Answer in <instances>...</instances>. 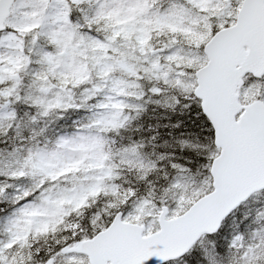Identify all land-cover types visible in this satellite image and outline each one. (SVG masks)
<instances>
[{
  "label": "snow or ice",
  "instance_id": "1",
  "mask_svg": "<svg viewBox=\"0 0 264 264\" xmlns=\"http://www.w3.org/2000/svg\"><path fill=\"white\" fill-rule=\"evenodd\" d=\"M0 264H264V0H0Z\"/></svg>",
  "mask_w": 264,
  "mask_h": 264
}]
</instances>
